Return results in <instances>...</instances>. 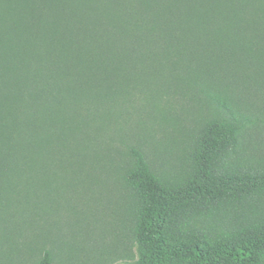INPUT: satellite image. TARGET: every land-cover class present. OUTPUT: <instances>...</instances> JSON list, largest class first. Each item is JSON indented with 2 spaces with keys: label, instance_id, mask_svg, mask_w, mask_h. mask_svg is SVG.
<instances>
[{
  "label": "trees",
  "instance_id": "1",
  "mask_svg": "<svg viewBox=\"0 0 264 264\" xmlns=\"http://www.w3.org/2000/svg\"><path fill=\"white\" fill-rule=\"evenodd\" d=\"M250 1L0 0V233L17 217L64 218V205L84 230V174L98 170L84 151L100 137L96 156L115 170L105 138L127 125L135 94H188L222 115L199 131L185 177L158 174L139 147L127 153L133 264H264V168L232 161L252 118L210 81L241 44L264 49V0L254 11ZM37 264H55L51 248Z\"/></svg>",
  "mask_w": 264,
  "mask_h": 264
},
{
  "label": "rangeland",
  "instance_id": "2",
  "mask_svg": "<svg viewBox=\"0 0 264 264\" xmlns=\"http://www.w3.org/2000/svg\"><path fill=\"white\" fill-rule=\"evenodd\" d=\"M256 2L248 4L252 11L257 9ZM247 32L254 36V31ZM233 51V56L229 52L212 65L218 79L210 76V81L225 88L233 107L252 118L232 161L264 168V49L252 50L241 44ZM133 101V108L122 109L127 125L117 126L115 138H105L106 146L119 151L116 169L107 159L96 156L100 137L94 138L95 147L84 151L90 161L98 160V170L90 177L84 174V230L79 211L70 214L68 205L63 206L68 216L62 218L54 209L55 213L43 216L47 221L33 226H23L22 217H17L0 233V264H37L46 248L52 249L55 264L134 263L137 244L133 230L139 200L123 178L132 161L128 151L139 147L155 172L169 180L183 178L190 169L199 131L222 111L203 97L198 103L188 94L164 93L148 104L136 93Z\"/></svg>",
  "mask_w": 264,
  "mask_h": 264
}]
</instances>
